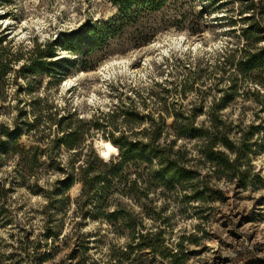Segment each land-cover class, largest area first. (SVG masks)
Returning <instances> with one entry per match:
<instances>
[{
	"label": "rangeland",
	"instance_id": "rangeland-1",
	"mask_svg": "<svg viewBox=\"0 0 264 264\" xmlns=\"http://www.w3.org/2000/svg\"><path fill=\"white\" fill-rule=\"evenodd\" d=\"M249 3L170 0L94 48L111 0H0V264H172L181 249L186 264H264V89L236 75L243 30L264 33ZM73 36L81 47L51 45ZM176 117L217 118L251 150L221 148L233 168L215 167L201 141L176 138ZM154 130L188 161V183L138 159L82 196L84 168L118 161L96 141L125 136L137 153Z\"/></svg>",
	"mask_w": 264,
	"mask_h": 264
},
{
	"label": "trees",
	"instance_id": "trees-1",
	"mask_svg": "<svg viewBox=\"0 0 264 264\" xmlns=\"http://www.w3.org/2000/svg\"><path fill=\"white\" fill-rule=\"evenodd\" d=\"M112 3L119 8L116 17L108 25L103 24L101 27H95L90 33V44L95 48L98 46L99 42L107 41L108 37L115 36L117 30L124 28L125 25L131 23L140 22L141 20L157 19L160 12L170 0H111ZM192 1V0H188ZM173 5V4H172ZM264 5V4H263ZM247 11H250V17L252 20L255 18L259 19V22L264 20V9H257V4L254 0H250L247 5ZM252 12V13H251ZM258 16V17H257ZM249 19V20H251ZM257 27L258 31L254 28ZM254 26H248L242 32V38L246 42V45L241 49L240 58L236 60V75L242 76L244 80L250 81L251 84L259 86L264 89V48H257L256 45L264 40V36L258 27V23ZM103 29H108L107 35H105ZM94 35V36H93ZM106 36V38H104ZM103 37V38H102ZM254 39V41H251ZM77 40L79 46L81 47L82 40L81 36L74 39L67 38L63 43L54 42L51 45H63L65 48H72V44ZM150 38L144 37L141 39L139 44L148 43ZM37 54H43V51L37 49ZM53 55V53H50ZM118 111V110H116ZM115 113V112H114ZM174 128H176V138L177 139H198L203 143V148L215 167H222L227 171L233 168V162L229 160L228 156L220 151L219 149H224L228 153H236L237 158L242 155L245 151L248 153L251 148L249 144L244 143L245 134L240 135L236 139V143L231 140L229 136L226 135V127H223V122H219L217 118L211 121L210 126H197L194 121H189L186 124L179 123V118H175ZM98 127V126H97ZM221 127L223 131H221ZM162 132L158 133L156 130L148 133L149 140L146 144V151L136 152V144L132 142L127 143V137L122 136L120 138L109 139L118 149L119 157L118 161L111 162L110 164L101 163L105 166V173L101 175H92V170L90 168H84L82 173V184L83 192L82 196L86 197L92 194L93 199L97 195L95 191V186L98 184H110L115 179L121 178L124 173V168L129 163L134 164L138 159L145 160L150 165V159H154L160 164L162 168L163 175L174 181L176 184L188 183L191 179L192 172L187 169L188 161H185L181 151H175V142H173L169 147H162L160 142L162 138ZM68 147H72L67 144ZM167 153V154H165ZM240 161H236V165H239ZM206 193H210L206 189ZM198 199H205V194L196 193ZM89 199V200H90ZM172 260V264H186L187 255L185 250L181 249V252H176L169 257Z\"/></svg>",
	"mask_w": 264,
	"mask_h": 264
},
{
	"label": "bare ground",
	"instance_id": "bare-ground-1",
	"mask_svg": "<svg viewBox=\"0 0 264 264\" xmlns=\"http://www.w3.org/2000/svg\"><path fill=\"white\" fill-rule=\"evenodd\" d=\"M116 63H118V62L116 61ZM113 64L115 65V62ZM95 145H96V148H97V150L99 152V155L104 160H109L113 156H116V155L119 154V149L112 142H110L109 140H98V141H96Z\"/></svg>",
	"mask_w": 264,
	"mask_h": 264
},
{
	"label": "snow or ice",
	"instance_id": "snow-or-ice-1",
	"mask_svg": "<svg viewBox=\"0 0 264 264\" xmlns=\"http://www.w3.org/2000/svg\"><path fill=\"white\" fill-rule=\"evenodd\" d=\"M4 23H7V21H3ZM107 147V146H106Z\"/></svg>",
	"mask_w": 264,
	"mask_h": 264
}]
</instances>
